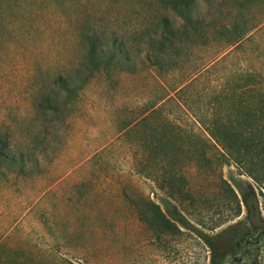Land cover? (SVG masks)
Masks as SVG:
<instances>
[{"label":"rangeland","instance_id":"obj_1","mask_svg":"<svg viewBox=\"0 0 264 264\" xmlns=\"http://www.w3.org/2000/svg\"><path fill=\"white\" fill-rule=\"evenodd\" d=\"M156 12L184 24L159 0H0V140L38 160L22 172L0 164V264H231L241 256L244 244L228 241L245 221L239 191L253 188L264 217V190L225 160L198 119L229 110L242 84L264 77V0H197V29L160 55L159 68L139 37ZM232 21L246 31L234 45L223 29ZM87 32L100 46L117 38L129 64L125 55L83 63ZM176 158L196 196L185 216L218 236L215 252L160 221L155 206L175 205L159 186L169 168L162 159ZM221 180L239 199L236 218ZM254 238L233 264H264V236Z\"/></svg>","mask_w":264,"mask_h":264},{"label":"trees","instance_id":"obj_2","mask_svg":"<svg viewBox=\"0 0 264 264\" xmlns=\"http://www.w3.org/2000/svg\"><path fill=\"white\" fill-rule=\"evenodd\" d=\"M196 1L159 0L164 7L179 13L184 19V24L175 25L166 16L158 12L150 14L151 20L146 26L140 28L139 33L140 45L144 46L142 52L145 54L149 66L159 68L161 65L160 55L163 56L165 50L172 46L175 41L185 42L191 33L190 31L197 29V22L195 20L191 21ZM243 1L234 0L236 4L240 5ZM223 29L231 37L230 45L237 44L246 33V31L239 29L234 21L226 23ZM81 39L85 45L82 56L83 63L86 61L96 67V64L101 63L100 58L104 55L108 58L125 55L126 63L129 64L130 62L129 51L122 49V45L117 38L107 40L103 46L97 45L98 42L94 40L95 37L89 35L88 32L81 35ZM135 52L139 53L141 50L137 49ZM251 80V87L248 88L247 83L241 85V89L246 92L241 93L240 101L228 108L229 110L215 111L214 118L211 120H198L209 138L216 141L225 150V160L235 161L237 168L251 178L259 190L262 191L264 190V77L260 80L257 78L255 81L252 78ZM58 85L61 86L62 90H68L69 84L62 77H60ZM188 87L189 84L183 86L176 91V94L184 93ZM249 91L255 93L251 104L245 98ZM45 101L48 102L47 97ZM174 132V135H180V131L174 130ZM32 156L28 157L22 153L15 154L11 151L8 142L0 140L1 165L9 169L19 168V171L22 172L25 165L37 164V158ZM162 161H167L169 168L168 171L163 173L164 177L159 180V186L160 189L165 191L166 196L175 202V205L166 201L165 203L169 206L165 213L159 206H155L157 213L160 215L161 223L169 230L179 231V227H181L191 232L201 239L212 252H215L214 238H218V236L209 237L199 228L202 226L201 223H195L185 216L187 213L184 204L192 202L196 199V196L188 189L187 180L183 173V164L179 162L178 158L171 161L162 159ZM219 187L226 193L228 199L234 203L229 218L238 217L240 215V203L234 189L224 180L220 181ZM260 194L262 193L260 192ZM239 195L240 201L246 209V216L245 221L236 223L231 227L232 232L228 236V241L233 248L245 245L250 236L255 237L254 244H259L264 236V217L259 208L256 192L252 187L247 186L246 189H240ZM219 226L220 224L215 223L208 227V230L213 231ZM213 258L211 264H218L217 258Z\"/></svg>","mask_w":264,"mask_h":264},{"label":"water","instance_id":"obj_3","mask_svg":"<svg viewBox=\"0 0 264 264\" xmlns=\"http://www.w3.org/2000/svg\"><path fill=\"white\" fill-rule=\"evenodd\" d=\"M249 244H250V241H248V242L245 243L244 250H243L241 256L239 257V260H241V258L244 255V253H245V251H246V249H247V247H248ZM236 260L238 261V259H235L233 262H235ZM233 262L231 264H233Z\"/></svg>","mask_w":264,"mask_h":264}]
</instances>
